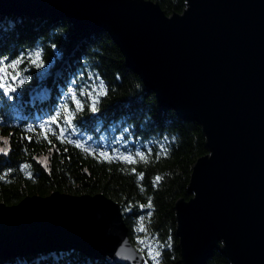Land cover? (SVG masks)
<instances>
[{"label": "water", "instance_id": "water-1", "mask_svg": "<svg viewBox=\"0 0 264 264\" xmlns=\"http://www.w3.org/2000/svg\"><path fill=\"white\" fill-rule=\"evenodd\" d=\"M0 13L66 18L106 31L163 108L201 125L209 152L175 202L182 264L214 250L264 264V0H0ZM77 248L108 263L146 264L119 202L103 193L28 195L0 203V259Z\"/></svg>", "mask_w": 264, "mask_h": 264}, {"label": "trees", "instance_id": "trees-1", "mask_svg": "<svg viewBox=\"0 0 264 264\" xmlns=\"http://www.w3.org/2000/svg\"><path fill=\"white\" fill-rule=\"evenodd\" d=\"M154 1L168 15L181 13L187 6V0ZM35 51L41 52L46 67L37 69L25 60L19 69L27 67L23 74L30 79L10 94L11 99L0 89V139H8L11 148L8 155L0 154V203L13 205L28 195L47 196L54 191L103 193L121 204L130 239L139 251L145 247L139 241L145 240L160 252V264H182L174 205L178 198L192 196L188 187L192 167L209 152L201 125L163 108L155 93L126 65L108 32L76 28L68 19L50 15L0 13V59L7 57L4 63L8 64ZM101 81L106 94L98 97V110L93 113L91 101L87 95L80 96V90L91 91ZM8 83H12L10 78ZM69 89L85 102L83 111H75ZM65 104L75 113L71 128L63 124ZM57 112L62 114L66 139L79 141L96 153L135 157L140 152L148 162L135 157L134 164L115 159L109 163L52 136L49 144L37 133L39 125ZM29 126L35 131L29 133ZM45 157L47 167L37 162ZM25 164L30 165L27 170ZM138 173H143L142 180L137 179ZM157 176L162 179L154 184ZM141 225L146 231H138ZM143 253L146 264H154L146 247ZM0 264L112 263L68 248L0 259ZM206 264L231 262L214 250Z\"/></svg>", "mask_w": 264, "mask_h": 264}, {"label": "snow or ice", "instance_id": "snow-or-ice-1", "mask_svg": "<svg viewBox=\"0 0 264 264\" xmlns=\"http://www.w3.org/2000/svg\"><path fill=\"white\" fill-rule=\"evenodd\" d=\"M7 60V57H4L3 59H0V89L3 90V95L5 97H8L11 99V93H15L17 91V88L24 85L29 79V76H25L23 73L28 71V68L25 67L24 69H19V66L25 62V60L28 61V64L31 66L36 67L37 69L45 68V63L41 58V52L35 51L32 53H29L27 56L21 54L20 57L17 59L11 61L8 64H5L4 61ZM11 70V71H10ZM9 78L12 80V83H8ZM71 92V100L72 103L75 105V111L80 112L84 110L85 102L77 98V95L75 91L69 89ZM95 92L96 96H93L92 93ZM105 89L103 82L101 81L98 86H93L91 91H86L84 89L80 90V96L87 95L91 103L89 104V109L93 113H95L97 109V103H98V97L105 95ZM63 124L68 125L69 128L72 127V121L75 119V113L72 109L68 107L67 104L63 105ZM61 112H57L54 116H52L48 121L41 123L39 125L40 131L37 133V136H42L44 140H46L49 144H52V140L49 139V136L54 137L55 139L59 140L61 143H68V144H75L76 147L84 148L85 152H89L92 155H99L101 157H104L109 163H111L114 159L115 160H123L125 163L134 164L137 163V160L135 157H138L140 161H143L144 163H147V157L140 152H137L135 154V157L131 155H123V156H114L109 155L107 152H99L96 153L94 150H90L87 147H84L79 141H73L71 139L65 138V131L66 129L61 125ZM52 125H56L55 128L52 127ZM27 131L29 133L34 132L35 128L32 126H29ZM29 141L33 139L32 136L25 137ZM4 146L0 147V154L8 155L11 148L9 145L8 139H3L0 141ZM54 147V146H53ZM58 151V149H56ZM51 151V149H50ZM47 157H45L44 161H37L38 163H41L44 165V167H47ZM30 167V165L25 164L23 166L24 170H27ZM11 171V170H10ZM135 169H132V172L135 173ZM29 176H31V173H26ZM3 177H0L2 179ZM137 179L142 180L143 179V173L137 174ZM162 179V177L157 176L154 180V184H158L159 181ZM151 202L149 201L147 207H151ZM143 220V218H141ZM138 231H146V229L141 225L140 228H138ZM142 245H144L148 249V255L149 258L154 262V264H160L158 257L160 256V252L158 250H154L151 246V244H146L145 240L139 241ZM145 247H142L140 249L141 252L145 250Z\"/></svg>", "mask_w": 264, "mask_h": 264}, {"label": "rangeland", "instance_id": "rangeland-1", "mask_svg": "<svg viewBox=\"0 0 264 264\" xmlns=\"http://www.w3.org/2000/svg\"><path fill=\"white\" fill-rule=\"evenodd\" d=\"M95 93V92H94ZM93 95V94H92ZM103 138H105V135H104V137ZM0 141H2L1 139H0ZM2 146H4L2 143H0V147H2Z\"/></svg>", "mask_w": 264, "mask_h": 264}]
</instances>
